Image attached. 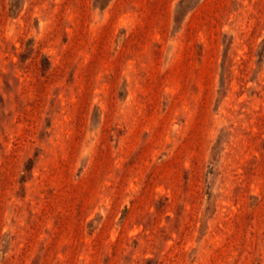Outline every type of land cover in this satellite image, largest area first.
<instances>
[{"label": "rangeland", "instance_id": "obj_1", "mask_svg": "<svg viewBox=\"0 0 264 264\" xmlns=\"http://www.w3.org/2000/svg\"><path fill=\"white\" fill-rule=\"evenodd\" d=\"M0 264H264V0H0Z\"/></svg>", "mask_w": 264, "mask_h": 264}]
</instances>
